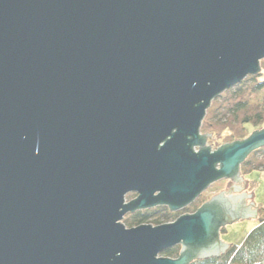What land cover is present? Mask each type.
<instances>
[{
  "label": "water",
  "instance_id": "water-1",
  "mask_svg": "<svg viewBox=\"0 0 264 264\" xmlns=\"http://www.w3.org/2000/svg\"><path fill=\"white\" fill-rule=\"evenodd\" d=\"M263 59L264 0H0V264L224 254L220 228L258 213L239 167L264 128L211 150L200 126ZM226 179L237 190L171 223L121 222Z\"/></svg>",
  "mask_w": 264,
  "mask_h": 264
},
{
  "label": "rangeland",
  "instance_id": "rangeland-1",
  "mask_svg": "<svg viewBox=\"0 0 264 264\" xmlns=\"http://www.w3.org/2000/svg\"><path fill=\"white\" fill-rule=\"evenodd\" d=\"M260 71L262 73L261 76L254 75V80H245L243 87L239 91L235 90V93H225L223 92L220 96L216 97L212 100L209 108L206 111V115L202 121L200 126V133L210 134V137L205 141V147H209L212 150H216L218 147L222 145L232 143L234 141H241L247 138L253 131L260 130L264 128V121L255 128L247 127L250 131H245L243 129L241 119L247 114L248 107L246 105L253 106L256 103H260L264 97V91L259 93H253L252 87L256 83V81H264V59L260 61ZM238 102H245L244 106H241L242 109H239L238 112L236 110L233 112L232 109L235 108V104ZM250 106V107H251ZM229 108H232L229 110ZM204 122V123H203ZM198 148H196V151ZM251 162L252 165L264 164V153H253L251 154ZM244 173L240 177L241 188H243V182H246L244 185V190L246 194L251 195V198H248L247 204L251 202L254 204V209L260 210L259 213L256 214V218H246L239 221L232 222L230 224H226L225 231L219 233V240L223 244L227 245H240L241 242L245 239L248 233H250L258 224L257 217L261 216L264 211V169H248V165H243ZM224 184H214L210 186L205 192L202 194V202L212 198L218 193L224 191ZM135 197L134 194L126 195L125 200L129 202ZM200 204L192 205L187 208L188 211H192L198 208ZM262 209V210H261ZM129 215H125L127 218ZM181 216V215H180ZM180 216H177L180 217ZM176 218V219H177ZM172 221L176 219L171 218ZM126 228H131L127 226V220L122 219L121 221ZM170 222V223H171ZM146 224V223H145ZM164 223L155 224L148 223V225L158 226ZM143 225V224H142ZM138 226V225H136ZM133 227H135L133 225Z\"/></svg>",
  "mask_w": 264,
  "mask_h": 264
},
{
  "label": "trees",
  "instance_id": "trees-1",
  "mask_svg": "<svg viewBox=\"0 0 264 264\" xmlns=\"http://www.w3.org/2000/svg\"><path fill=\"white\" fill-rule=\"evenodd\" d=\"M257 75L258 77L261 76V71ZM248 77L247 78L249 80H254V76ZM247 78H245L240 84H237L225 91V93H235V90L239 91L241 87H243V84ZM261 91H264V81H256V83L252 87V92L257 94ZM244 105L245 102H238L235 104V108H229V110L232 109L233 112L235 110L236 112H238L239 109H242L241 106ZM246 106L248 107V110L246 112L247 114L241 119V123L243 129L245 131H248L249 134L250 131L247 129V127H258L264 121V97L260 103H256L253 106H251L250 104ZM262 152L264 153V148L256 150L253 153L259 154ZM251 157L252 156L250 155L248 159L244 162V165H248V169H264V164L259 163L257 165H252L250 159ZM259 211L260 210H258V213ZM186 212L187 208L178 212L171 213L166 209L161 208L159 211L154 210L151 212H145L143 214L129 218L127 220V226L133 227V225H142L145 223L148 224L150 222L155 224H166L172 221L171 218L176 219L177 216L188 214ZM189 212L193 213L195 212V209ZM257 221V226L250 233L247 234V236L241 242L240 245H229V248L220 257H211L208 259L195 260L190 264H264V211L261 216L257 217ZM178 250V247L175 246L173 248L163 251L160 256L175 259L178 256Z\"/></svg>",
  "mask_w": 264,
  "mask_h": 264
},
{
  "label": "flooded vegetation",
  "instance_id": "flooded-vegetation-1",
  "mask_svg": "<svg viewBox=\"0 0 264 264\" xmlns=\"http://www.w3.org/2000/svg\"><path fill=\"white\" fill-rule=\"evenodd\" d=\"M200 136H203V134H201L200 133ZM251 155V154H250ZM249 155V156H250ZM248 159V158H247ZM243 165H244V163H242L241 165H240V167H239V173H240V177L242 176V174L244 173V169H243ZM214 184H219V185H222V184H224V186L226 187V189L224 190V191H222V192H224L225 193V196H228L229 195V190L230 189H235V190H237L236 188V186H238V185H235L231 180H220V181H217V182H215V183H213V184H211L210 186H212V185H214ZM209 186V187H210ZM208 187V188H209ZM224 187V188H225ZM207 188V189H208ZM206 189V190H207ZM205 191H203L202 193H200V195L199 196H197L195 199H194V201H192L189 205H187L185 208H189V207H191L192 205H197V204H200V206L198 207V208H196L195 209V212L199 209V208H201L202 206H204L206 203H208L210 200H211V198L210 199H207V200H205V201H203L202 202V194L204 193ZM242 192H244L245 193V191L243 190ZM129 194H134L135 195V197L133 198V199H135L136 197H137V194L136 193H129ZM129 194H127V195H129ZM219 194V193H218ZM217 194V195H218ZM216 196V195H215ZM126 197V196H125ZM214 197V196H213ZM132 199V200H133ZM131 201V200H130ZM129 201V202H130ZM248 202V201H247ZM125 203H128V202H126V200H125ZM220 206L222 205L221 204V201H219V203H218ZM161 208H163V209H166L167 211H169L170 213L172 212L167 206H158V207H155V208H151V209H142V210H136V211H134V212H132V213H127V215H129V216H127V218L125 217V215H124V217H123V219L124 220H128L129 218H132V217H135V216H137V215H140V214H143V213H145V212H151V211H154V210H156V211H159ZM184 208V209H185ZM183 210V209H182ZM195 212H193V213H195ZM186 213H188V214H192L191 212H186ZM134 226H136V225H134ZM139 226V225H138ZM225 228V227H224ZM224 228H220V230H219V233L221 232V231H223V230H225ZM176 247H178V256L176 257V258H178L179 256H180V250H181V246H176ZM175 258V259H176Z\"/></svg>",
  "mask_w": 264,
  "mask_h": 264
}]
</instances>
